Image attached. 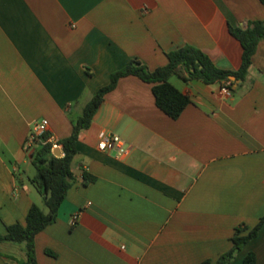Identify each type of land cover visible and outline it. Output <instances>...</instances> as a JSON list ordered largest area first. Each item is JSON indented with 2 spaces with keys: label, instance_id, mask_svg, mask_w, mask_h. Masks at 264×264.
Returning <instances> with one entry per match:
<instances>
[{
  "label": "crops",
  "instance_id": "1",
  "mask_svg": "<svg viewBox=\"0 0 264 264\" xmlns=\"http://www.w3.org/2000/svg\"><path fill=\"white\" fill-rule=\"evenodd\" d=\"M256 21L260 0H0V233L26 225L34 204L48 211L32 184L37 124L48 120L50 136L69 138L115 72L133 60L154 71L187 45L239 71L244 48L231 27ZM172 80L191 99L176 120L136 76L105 96L80 135L58 219L36 237L38 264H217L237 228L259 224L264 40L231 96L222 84ZM113 134L128 156L99 150ZM85 174L96 181L85 184ZM250 253L264 264V227L232 264ZM0 264H31L25 245L1 244Z\"/></svg>",
  "mask_w": 264,
  "mask_h": 264
},
{
  "label": "trees",
  "instance_id": "2",
  "mask_svg": "<svg viewBox=\"0 0 264 264\" xmlns=\"http://www.w3.org/2000/svg\"><path fill=\"white\" fill-rule=\"evenodd\" d=\"M260 2L264 5V0H260ZM231 33L242 43L244 48L243 63L239 71L218 68L206 53L191 45L169 52L167 54L169 63L154 71L149 70L140 61L133 60L125 68L115 72L111 77V83L102 88L86 105L82 116L74 121L72 135L59 141L63 147V157L55 156L52 144L48 142L51 137L49 133L39 135L34 145L33 165L37 174L32 179V184L43 196L48 211L45 212L34 204L27 216L26 225L15 224L7 228L6 234L0 233V245L3 243L25 245L28 262L38 264L36 237L57 221L60 208L66 200L69 190L76 182L72 164L78 154L77 146L80 135L91 127L105 96L117 87L122 78L136 76L142 81L152 84L157 106L175 120L180 118L191 104V99L172 84V78L178 77L186 84L192 81H201L208 85L230 83L231 91H233L236 81H245L258 46L264 40V21L252 22L246 29L231 27ZM95 181V177L85 174V184ZM263 227L264 217L253 229L237 228L232 239V249L221 256L217 264H232L237 254L259 235ZM245 264H256L254 253H250L246 257Z\"/></svg>",
  "mask_w": 264,
  "mask_h": 264
},
{
  "label": "built area",
  "instance_id": "3",
  "mask_svg": "<svg viewBox=\"0 0 264 264\" xmlns=\"http://www.w3.org/2000/svg\"><path fill=\"white\" fill-rule=\"evenodd\" d=\"M223 92L227 95V96H231L232 95V91L230 89V83H226L223 86ZM48 129H49V122L48 120H43L41 121L39 124L36 125L35 131L30 135V138L28 140V148L34 150V145H35V140L36 138L41 135V134H45L48 133ZM48 142L52 144V149L55 152L56 150H62V156H64L63 153V147L60 145V142L58 140H56L54 137H50L48 139ZM98 148L100 151L102 152H110V153H114L116 155L119 156H128L130 153V148L128 146V144L126 143V141L124 139H122L120 136L118 135H106L102 138V140L100 141ZM76 218L72 221V225L75 226L76 225Z\"/></svg>",
  "mask_w": 264,
  "mask_h": 264
},
{
  "label": "rangeland",
  "instance_id": "4",
  "mask_svg": "<svg viewBox=\"0 0 264 264\" xmlns=\"http://www.w3.org/2000/svg\"><path fill=\"white\" fill-rule=\"evenodd\" d=\"M172 81L177 86H181V84L183 83L182 80H180V78H178V77H174ZM30 167L33 169V171L35 172V174H37V170H36L35 166L33 164H31Z\"/></svg>",
  "mask_w": 264,
  "mask_h": 264
},
{
  "label": "water",
  "instance_id": "5",
  "mask_svg": "<svg viewBox=\"0 0 264 264\" xmlns=\"http://www.w3.org/2000/svg\"><path fill=\"white\" fill-rule=\"evenodd\" d=\"M233 79H235V78H233ZM54 154H55V156H57V157H61L62 156V150H56L55 152H54Z\"/></svg>",
  "mask_w": 264,
  "mask_h": 264
}]
</instances>
